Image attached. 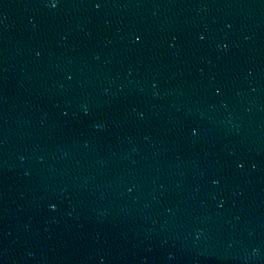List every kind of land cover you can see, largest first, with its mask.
Wrapping results in <instances>:
<instances>
[{
	"label": "water",
	"instance_id": "95a60500",
	"mask_svg": "<svg viewBox=\"0 0 264 264\" xmlns=\"http://www.w3.org/2000/svg\"><path fill=\"white\" fill-rule=\"evenodd\" d=\"M51 3L0 0V264H264V0Z\"/></svg>",
	"mask_w": 264,
	"mask_h": 264
},
{
	"label": "snow or ice",
	"instance_id": "6c2138e0",
	"mask_svg": "<svg viewBox=\"0 0 264 264\" xmlns=\"http://www.w3.org/2000/svg\"><path fill=\"white\" fill-rule=\"evenodd\" d=\"M51 6H52V7H55V6H56L55 0H52ZM201 39H202V38H201Z\"/></svg>",
	"mask_w": 264,
	"mask_h": 264
}]
</instances>
